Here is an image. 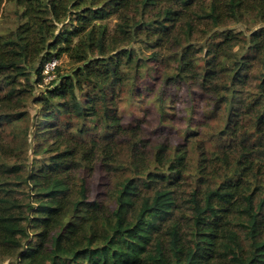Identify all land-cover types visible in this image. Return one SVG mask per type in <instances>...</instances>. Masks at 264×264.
Returning a JSON list of instances; mask_svg holds the SVG:
<instances>
[{
	"label": "trees",
	"instance_id": "trees-1",
	"mask_svg": "<svg viewBox=\"0 0 264 264\" xmlns=\"http://www.w3.org/2000/svg\"><path fill=\"white\" fill-rule=\"evenodd\" d=\"M8 8L0 264H264V0H0V19ZM63 56L72 68L46 84ZM122 102H154L159 136Z\"/></svg>",
	"mask_w": 264,
	"mask_h": 264
},
{
	"label": "rangeland",
	"instance_id": "rangeland-1",
	"mask_svg": "<svg viewBox=\"0 0 264 264\" xmlns=\"http://www.w3.org/2000/svg\"><path fill=\"white\" fill-rule=\"evenodd\" d=\"M9 9L10 8H8V11L0 19V34L7 33L10 30L14 29L15 27V23H16L15 16ZM259 27H260L259 25L254 26V24L250 26L247 24H230L227 28H232V29H235V31L237 32L242 31L248 34L249 31H251V29L252 30L258 29ZM59 67H60V72L63 74V73H67L68 71H70V69L72 68V65L69 62V59L66 56H63L60 59ZM30 78L31 80L33 79L32 76H30ZM44 88L45 86H39L37 87L36 91L38 92L40 90H43ZM180 95H182L181 92H179L178 97H180ZM121 105H122L121 106L122 116L124 117V120L126 122H137L138 120H142L143 123H145L147 121L145 126H146V129H148L149 131L148 132L149 136L151 138H156L157 136H159L157 135V133H154L160 121V117H159L160 112L154 102L152 103L150 102V104H143V103H137V102H133V103L122 102ZM169 105H170V108L167 109V111L170 113L172 111V107H175V109H180V107L182 106V102H178V104H175L176 106L173 104L172 105L169 104ZM31 113H34L33 109H31ZM186 118H187V112L182 114L180 123L176 121L175 124L171 126V129L176 130L173 134L169 135V137L173 141L181 140L180 135H183L182 129L185 127L184 125L186 123ZM102 173L98 172L96 179H95L96 192L103 191L102 185H104L108 181L106 174L104 173L102 174Z\"/></svg>",
	"mask_w": 264,
	"mask_h": 264
},
{
	"label": "built area",
	"instance_id": "built-area-1",
	"mask_svg": "<svg viewBox=\"0 0 264 264\" xmlns=\"http://www.w3.org/2000/svg\"><path fill=\"white\" fill-rule=\"evenodd\" d=\"M59 65L60 60L57 58H53L46 62L43 69L45 83L51 82L56 78V71Z\"/></svg>",
	"mask_w": 264,
	"mask_h": 264
}]
</instances>
